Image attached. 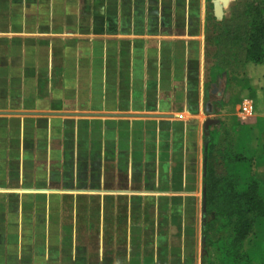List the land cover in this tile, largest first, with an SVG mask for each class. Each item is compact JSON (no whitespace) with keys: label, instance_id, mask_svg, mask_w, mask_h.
Here are the masks:
<instances>
[{"label":"crops","instance_id":"obj_1","mask_svg":"<svg viewBox=\"0 0 264 264\" xmlns=\"http://www.w3.org/2000/svg\"><path fill=\"white\" fill-rule=\"evenodd\" d=\"M205 36L193 0H0V264H202V117L264 184V61L211 77Z\"/></svg>","mask_w":264,"mask_h":264},{"label":"trees","instance_id":"obj_2","mask_svg":"<svg viewBox=\"0 0 264 264\" xmlns=\"http://www.w3.org/2000/svg\"><path fill=\"white\" fill-rule=\"evenodd\" d=\"M241 17L242 24L229 28L224 37L230 46L243 48L245 62L262 63L264 0H247ZM221 90L213 85L207 115L214 114L215 95ZM212 141L210 134L204 150L202 264H264V184L255 179L243 153L230 149L223 155L224 173L217 174Z\"/></svg>","mask_w":264,"mask_h":264},{"label":"rangeland","instance_id":"obj_3","mask_svg":"<svg viewBox=\"0 0 264 264\" xmlns=\"http://www.w3.org/2000/svg\"><path fill=\"white\" fill-rule=\"evenodd\" d=\"M195 3H200L203 9L204 22H205V44L204 50L208 53L207 68L211 72L210 76L214 74V69L222 66L228 68L233 73H238L244 67V52L243 48L230 46L225 39V35L229 28H235L240 26L243 22L241 15L243 14V5L247 0H220L224 5V17L221 20L216 19L213 12V2L215 0H193ZM249 115V114H245ZM203 119H216V117H202L199 120L201 129H203ZM224 121V120H223ZM234 124L235 128L233 127ZM234 124L224 123L217 129L213 130L211 137H213L215 151V171L217 174L222 175L224 173L223 155L227 150H231V147L238 140V132L240 129L239 121H235ZM204 130V129H203ZM206 133V131H205ZM208 133V131H207ZM206 135V134H205ZM210 133L204 136L208 138ZM203 203H204V191H203ZM204 222V212L202 225ZM214 253V251L212 250ZM204 255L206 252L204 251Z\"/></svg>","mask_w":264,"mask_h":264},{"label":"water","instance_id":"obj_4","mask_svg":"<svg viewBox=\"0 0 264 264\" xmlns=\"http://www.w3.org/2000/svg\"><path fill=\"white\" fill-rule=\"evenodd\" d=\"M213 12L216 19L221 20L224 17V5L220 2V0H215L213 2ZM217 124L216 120H206L204 122V130L206 131V135L208 134L207 131L209 130L210 126Z\"/></svg>","mask_w":264,"mask_h":264},{"label":"built area","instance_id":"obj_5","mask_svg":"<svg viewBox=\"0 0 264 264\" xmlns=\"http://www.w3.org/2000/svg\"><path fill=\"white\" fill-rule=\"evenodd\" d=\"M253 110H254L253 103L251 101H245L240 111L243 114H251Z\"/></svg>","mask_w":264,"mask_h":264}]
</instances>
